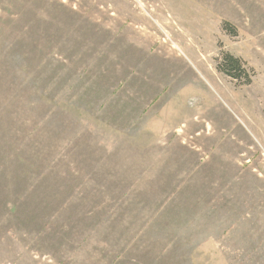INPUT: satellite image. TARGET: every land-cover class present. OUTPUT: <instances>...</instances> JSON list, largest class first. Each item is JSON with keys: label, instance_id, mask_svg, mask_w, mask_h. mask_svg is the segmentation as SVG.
<instances>
[{"label": "rangeland", "instance_id": "1", "mask_svg": "<svg viewBox=\"0 0 264 264\" xmlns=\"http://www.w3.org/2000/svg\"><path fill=\"white\" fill-rule=\"evenodd\" d=\"M0 264H264V0H0Z\"/></svg>", "mask_w": 264, "mask_h": 264}, {"label": "trees", "instance_id": "2", "mask_svg": "<svg viewBox=\"0 0 264 264\" xmlns=\"http://www.w3.org/2000/svg\"><path fill=\"white\" fill-rule=\"evenodd\" d=\"M227 75L238 78L241 70L240 62L233 56H227L226 66L221 68Z\"/></svg>", "mask_w": 264, "mask_h": 264}, {"label": "bare ground", "instance_id": "3", "mask_svg": "<svg viewBox=\"0 0 264 264\" xmlns=\"http://www.w3.org/2000/svg\"><path fill=\"white\" fill-rule=\"evenodd\" d=\"M171 52V51H170Z\"/></svg>", "mask_w": 264, "mask_h": 264}]
</instances>
